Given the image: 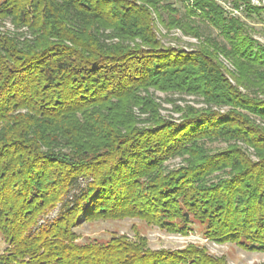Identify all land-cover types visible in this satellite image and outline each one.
Returning <instances> with one entry per match:
<instances>
[{
    "label": "trees",
    "instance_id": "trees-1",
    "mask_svg": "<svg viewBox=\"0 0 264 264\" xmlns=\"http://www.w3.org/2000/svg\"><path fill=\"white\" fill-rule=\"evenodd\" d=\"M188 1L0 0V264H223L141 238L75 242L96 219L174 233L193 219L264 252V46L213 0Z\"/></svg>",
    "mask_w": 264,
    "mask_h": 264
},
{
    "label": "rangeland",
    "instance_id": "rangeland-1",
    "mask_svg": "<svg viewBox=\"0 0 264 264\" xmlns=\"http://www.w3.org/2000/svg\"><path fill=\"white\" fill-rule=\"evenodd\" d=\"M177 1V0H175ZM190 4V3H189ZM257 15H252L248 18L247 23L250 27L251 35L259 38L264 42V16L260 19L256 18ZM257 20V21H256ZM160 33L165 35L166 30L159 26ZM171 34L179 37L183 42L195 43L194 40L188 37L181 36L177 30L169 31ZM167 46L175 45V42H169ZM155 98L161 104V115L177 117V114L173 113V107L171 104L165 103V95L160 93H154ZM191 102V98H185ZM196 101L192 104L196 105ZM179 104V103H178ZM181 104V102H180ZM245 153L249 156L252 162H257V157L251 148H246L238 143ZM209 151L216 152L225 147L224 143L214 142L206 145ZM181 160L179 158H173L164 163L166 170L175 169L179 167ZM215 173L214 176H217ZM222 177H226L225 174H220ZM217 181V180H213ZM59 206L56 205L50 209L46 215L38 221V224H42L44 220H51L55 218L58 213ZM178 226V225H177ZM206 226L199 223L197 220L191 219L190 223L186 226V229L182 232H166L156 226L146 224L144 221L138 218H123V219H96L89 222L80 223V225L74 228L77 243L81 242H93L104 245L109 243L112 238L126 237L129 241L134 242L136 238H141L145 242V249L151 252H169L177 253L181 252L187 247L194 246L198 249L204 250L209 256L219 259L223 264H264V252L260 251H247L231 242H216L210 237H207ZM10 246L5 242L4 237L0 234V255Z\"/></svg>",
    "mask_w": 264,
    "mask_h": 264
},
{
    "label": "built area",
    "instance_id": "built-area-1",
    "mask_svg": "<svg viewBox=\"0 0 264 264\" xmlns=\"http://www.w3.org/2000/svg\"><path fill=\"white\" fill-rule=\"evenodd\" d=\"M188 2L191 3V0ZM213 2L220 7L222 12L227 17L240 19L246 23H249L248 18L251 16L248 12L249 7L264 9V0H213ZM252 38L264 46V42L262 40L254 36H252Z\"/></svg>",
    "mask_w": 264,
    "mask_h": 264
}]
</instances>
